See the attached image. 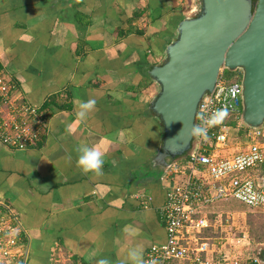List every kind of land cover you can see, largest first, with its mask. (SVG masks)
Segmentation results:
<instances>
[{
  "label": "crops",
  "instance_id": "1",
  "mask_svg": "<svg viewBox=\"0 0 264 264\" xmlns=\"http://www.w3.org/2000/svg\"><path fill=\"white\" fill-rule=\"evenodd\" d=\"M76 2L0 0L1 70L19 104L46 119L40 146L0 142V203L29 234L27 264H132L135 248L146 264L149 247L166 240L160 212L171 182L167 172L154 177L164 132L150 108L159 87L145 79L173 34L163 16L149 18L144 34L120 37L117 28L133 31L125 24L133 1ZM88 99L96 110L79 122L75 102ZM82 143L105 153L102 175L78 167Z\"/></svg>",
  "mask_w": 264,
  "mask_h": 264
},
{
  "label": "built area",
  "instance_id": "2",
  "mask_svg": "<svg viewBox=\"0 0 264 264\" xmlns=\"http://www.w3.org/2000/svg\"><path fill=\"white\" fill-rule=\"evenodd\" d=\"M226 70L222 68L215 87L203 96L197 111L196 125L207 129V139L194 136L187 161L172 169V182L160 212L166 225V240L149 247L146 264H211L213 245L207 237L195 234L214 225L202 209L231 199L252 208L264 207V124L259 128L243 124L241 72L232 79ZM0 102V142L14 149L36 147L46 128L45 115L37 106L19 104L1 69ZM225 106L228 115L221 123L208 127L205 121ZM231 118L237 126L229 122ZM242 126L246 129L237 142L246 148L230 151L232 131ZM28 240L20 216L8 205L0 207V264H27ZM243 242L239 238L238 243ZM235 249L230 264H262L250 249ZM225 259L220 257L218 262Z\"/></svg>",
  "mask_w": 264,
  "mask_h": 264
},
{
  "label": "water",
  "instance_id": "3",
  "mask_svg": "<svg viewBox=\"0 0 264 264\" xmlns=\"http://www.w3.org/2000/svg\"><path fill=\"white\" fill-rule=\"evenodd\" d=\"M196 2L194 12L178 23L162 61L149 70L159 87L150 108L164 132L152 161L166 168L193 147L190 130L201 99L213 90L223 67L241 72L243 124H264V0ZM258 258L264 264V247Z\"/></svg>",
  "mask_w": 264,
  "mask_h": 264
},
{
  "label": "rangeland",
  "instance_id": "4",
  "mask_svg": "<svg viewBox=\"0 0 264 264\" xmlns=\"http://www.w3.org/2000/svg\"><path fill=\"white\" fill-rule=\"evenodd\" d=\"M147 2L148 0H138V2L135 3L137 6L136 8L146 5ZM166 2L169 3L170 6L176 7V9L182 12L185 16L192 14L194 12L192 10L197 8L196 0H166ZM148 22L149 18H146L140 23L147 28ZM173 36H175V34ZM152 86L157 85L154 83ZM237 137L238 134L231 138L230 141L232 147L230 148V151L240 152L246 148V145L243 146L242 144H238ZM256 139L261 141V138L259 137H256ZM179 165L181 164H175L170 169L156 167L155 169L159 171H155V179L161 178L162 175L167 172L165 182H172L170 181L171 178L169 179L168 177L173 175L172 169ZM229 203L231 206H229V204H218L211 208L207 206L202 209L204 214L208 217L213 211H216L215 213L217 214L213 220L214 225L209 233H205L204 230L201 233H195L196 235L207 237L208 242L213 245L214 258H212L211 264H219L218 261L221 254L226 258L225 261L228 260L226 264H229L231 258L236 255L235 248H238L239 251L251 250L254 245L260 244V242H258V235L262 231V224H264V220L261 216V214H264V208H249V206L236 199H232ZM239 232H242L244 235L242 234L243 236L241 235V237H238ZM249 234H253V240L250 239ZM239 238L244 239L245 243H238ZM235 245L237 246L234 248ZM222 250H224V253H221Z\"/></svg>",
  "mask_w": 264,
  "mask_h": 264
},
{
  "label": "trees",
  "instance_id": "5",
  "mask_svg": "<svg viewBox=\"0 0 264 264\" xmlns=\"http://www.w3.org/2000/svg\"><path fill=\"white\" fill-rule=\"evenodd\" d=\"M105 1L107 2V0H105ZM128 1H133L134 3H137L138 2V0H128ZM115 2H117V1H115ZM165 2H166V0H149L148 3H146L145 6L138 7V8H136L137 6L135 4L134 11L128 17V19L125 20L126 28H128L129 30L133 29V31L126 32L125 31V27H123V28H117L116 29V34H119L120 37H124L125 35L130 34V32H134L137 35L144 34L145 31H146V27L143 26L140 22H143V20H145L146 18H150L152 20H156V19L162 18L163 16H165V17L167 16L168 19L167 18L166 19L169 22V25H168L169 30H168V32L172 33L173 35L174 34L176 35V29H177L178 23L184 17H186V16L182 12L178 11L176 9V7L169 6V5L168 6L165 5L164 4ZM83 3H84V0H77V2H76L77 5H81ZM118 3H120V2L118 1ZM114 4H117V3H114ZM158 4L161 5V7L158 6ZM163 5H165V6H163ZM144 17H146V18H144ZM172 38H174V36ZM171 41H172V39L170 40V42ZM155 64H157V63L151 64L150 67H149V70ZM0 69H1V67H0ZM149 70H148V74H147L148 76H147V78L145 80H147V79L152 80L151 76L149 75ZM238 73H240V72L237 71V70L236 71H232V70H228V69L226 70V75L229 76V77H231L232 79H237ZM138 86H144V84H139ZM12 93H13V91H12ZM0 105H2L1 102H0ZM229 122L234 127L237 126V122L234 119H232V118L229 119ZM245 129L246 128L244 126L238 127V128H236L235 130L232 131V135L234 136V135H237L238 134V137H241L244 134V130ZM163 136H164V134L162 133L161 139L159 141V146L161 145V143L163 141ZM40 141L38 143L39 146L41 145L40 144ZM188 155H189V151L186 154H184V155L177 156V158H176V164H182V163L186 162L187 159H188ZM154 156H153V158H154ZM153 158L151 159V162H152L151 164L153 165L154 168L158 167V168H162V169H167L166 167L154 165L153 164V161H152ZM231 200H228V201H220V202L214 203L212 206L210 205L209 208H211V207H213L215 205H218V204H229V206H231V204L229 203ZM2 201H4V200L2 199ZM232 206H234V205H232ZM249 208H252V207H249ZM259 208H264V207H259ZM215 212L216 211H213V212H211L209 214V217H210V219L212 221L217 216V214ZM261 216H262V218L264 220V214H261ZM211 228L212 227L204 229V232L205 233H209V231L211 230ZM261 230L262 231L258 235V242H260V244L254 245L251 248V250H250V253L253 256H256V257H258V253L260 252V249L262 247H264V224H262ZM242 234H243L242 232H239V234H238L239 236L238 237H241ZM249 237H250L251 240H253V238H254L253 234L252 235L249 234ZM210 242H212V241H210ZM173 264H176V263H173Z\"/></svg>",
  "mask_w": 264,
  "mask_h": 264
},
{
  "label": "clouds",
  "instance_id": "6",
  "mask_svg": "<svg viewBox=\"0 0 264 264\" xmlns=\"http://www.w3.org/2000/svg\"><path fill=\"white\" fill-rule=\"evenodd\" d=\"M76 118L79 122H85L90 113L96 110L97 101L95 99H88L87 101L77 100L76 102ZM228 115L227 107L217 109L211 117H209L205 123L208 127H212L219 124ZM203 120V116L201 117ZM183 130V129H182ZM190 134L207 139V129L201 125H194ZM78 152L77 165L84 174H93L100 176L103 174L104 156L105 153L98 146H88L87 144H81L77 147ZM125 232L130 235L138 234L136 230L125 227ZM143 249L135 248L128 252V258L132 264H144L143 261ZM97 264H111L110 260L105 257L97 261ZM155 264V262H152Z\"/></svg>",
  "mask_w": 264,
  "mask_h": 264
}]
</instances>
